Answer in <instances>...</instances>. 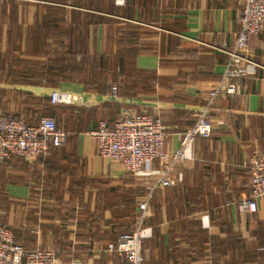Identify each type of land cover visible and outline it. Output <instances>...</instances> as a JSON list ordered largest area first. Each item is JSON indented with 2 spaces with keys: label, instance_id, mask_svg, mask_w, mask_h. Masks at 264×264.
Here are the masks:
<instances>
[{
  "label": "crops",
  "instance_id": "0c3cea01",
  "mask_svg": "<svg viewBox=\"0 0 264 264\" xmlns=\"http://www.w3.org/2000/svg\"><path fill=\"white\" fill-rule=\"evenodd\" d=\"M110 1L116 5V0H88L99 7ZM117 6L101 14L49 0H0V113L22 114L31 125L53 117L71 134L65 145L36 161L0 160V213L7 203L12 229L38 238L62 263L76 256L84 264H125L107 251L108 244L135 229L139 202L162 169L157 158L136 173L126 170L99 154L91 132L100 121L113 125L125 113L159 118L171 163L183 132L225 73L240 31L242 0H126ZM98 14L110 20L97 22ZM52 15L64 22L44 23ZM59 40L79 58L112 52L116 91L109 81L107 87L82 82L86 67L79 60L55 62L64 51ZM245 52L259 66L232 80L236 92L220 95L209 113L211 136L190 144L188 158L169 173L171 185L154 190L143 241L149 263L264 264V198L256 213L238 206L250 191V158L264 149V33L250 36ZM53 91L79 100L52 104ZM80 177L89 179L83 200L104 207L91 231L77 219L44 216L37 207L69 201L70 181ZM35 190L46 195L34 198ZM54 225L69 231L67 252H57Z\"/></svg>",
  "mask_w": 264,
  "mask_h": 264
},
{
  "label": "built area",
  "instance_id": "2783aa9c",
  "mask_svg": "<svg viewBox=\"0 0 264 264\" xmlns=\"http://www.w3.org/2000/svg\"><path fill=\"white\" fill-rule=\"evenodd\" d=\"M116 5L123 6L126 0H116ZM264 33V0H242L240 31L234 47L230 50L229 61L222 78L212 84L208 91L205 108L197 120L183 132L180 148L170 157L165 150L166 132L162 121L144 114L125 113L113 125L103 120L91 132L98 143L99 154L107 159L120 162L126 170L138 172L146 163L160 159L162 169L157 178L145 191L146 197L139 202L140 216L131 233L119 234L114 242L108 244L107 251L126 259L125 264H152L145 260L143 241L148 227L145 218L154 198V190L161 185H171L169 173L175 165L186 160L187 147L198 137L209 138L212 124L209 113L216 99L224 94L236 92L232 81L236 77H247L259 66L246 55L250 36ZM115 91L116 86L112 87ZM78 97L70 93L53 91L52 104H73ZM70 133L57 127L53 117H43L37 124H28L24 115H0V160H10L18 156L29 161H36L49 152L50 146L65 145ZM250 191L238 206L242 212L256 213L258 201L264 198V149L255 150L250 158ZM0 264H84L81 259L73 258L62 263L58 254L51 248L42 246L37 239H17L13 230L0 222ZM221 264V263H209Z\"/></svg>",
  "mask_w": 264,
  "mask_h": 264
},
{
  "label": "trees",
  "instance_id": "16d2710c",
  "mask_svg": "<svg viewBox=\"0 0 264 264\" xmlns=\"http://www.w3.org/2000/svg\"><path fill=\"white\" fill-rule=\"evenodd\" d=\"M48 1V0H47ZM51 2H58V3H63V4H71L77 7H82V8H87L90 9L92 8L93 10H95L96 12H99L101 14L104 13H112L113 10H115L116 5H114V3L112 1L108 2L106 6H102L99 7L97 5V3H89L88 0H49ZM118 7V6H117ZM100 15V14H98ZM105 15H100V16H96V21L97 22H107L110 20V17H103ZM44 23H62L64 22L62 20V18L60 17H56V16H46V18H43ZM123 30L119 29V33H121ZM66 35V32H60V34H58V36H61L62 38ZM121 36V34H120ZM59 44L61 46V48L64 50L65 47V42L64 40H59ZM55 62H66L68 60L71 61H75V60H79L80 62H82L85 67H86V71H85V75L82 79H80L82 82L86 83V84H104L106 87L107 85V81L110 82V86L109 88L111 90H113V86L116 85H112L114 84V82L112 81V79L115 77L113 76L115 74V71H113V67H114V61H115V57L114 54L112 52H108L105 55L102 56H94V57H87V56H81L80 58L77 57L76 55H73L71 52H69L68 50H64L62 51V55L59 57H56L53 59ZM114 73V74H113ZM54 76L57 77V79H64V77L58 75L57 71H54ZM127 80H125L126 82ZM118 84H120V82H118ZM114 91V90H113ZM116 91V90H115ZM1 114H5V113H0ZM8 115V114H6ZM11 116H16V115H11ZM27 121V120H26ZM28 123V122H27ZM29 124V123H28ZM57 127L58 124H57ZM62 146H54L51 145L49 152L52 151L53 149L56 148H60ZM16 159H22L21 157L18 156H13L10 160H5L3 161V163H6L7 165L13 161H15ZM60 174H62V172H60ZM47 178V176L45 177V179ZM56 179V178H55ZM55 179H53V182L55 181ZM64 181V179H62ZM89 181L88 178H84V177H80V178H72L70 181V184L67 188V191L70 193V199L69 201L66 202V205H74L77 207V217L76 219L78 220V222L84 223L86 228L89 229V231L92 230V228L94 227L95 223H97L99 220H102V216H103V212H104V207H102V205L98 203V200L95 202L94 206H92L91 201H84L82 196H83V190L85 189V184ZM33 197L34 198H39L43 195V191H38L35 190L32 192ZM58 198H62L63 195L62 194H57ZM63 201V206L65 207ZM3 204H0V207ZM57 206H59L56 203H41L39 205H37L38 209H40V212L42 215L44 216H48V217H52L54 215L55 210H47V208L50 209H56ZM4 208H5V213L1 214L0 213V222L5 225L8 226V219H9V205L7 203L4 204ZM31 217L34 218V213H30ZM11 229L13 227H10ZM15 237L17 239L19 238H29V237H25L23 234H21L22 232H18V229H12ZM52 230L55 232L56 236V244H57V252L58 253H64L67 252L68 249H70L72 247V243L69 239V237L67 238V235L69 234V231L66 230L65 228H63L60 225H54ZM16 231V232H15ZM133 230L127 232L126 233H131ZM119 235V234H118ZM91 237V236H90ZM67 238V240H65ZM117 238V237H116ZM116 238L114 239V241L116 240ZM19 239V240H21ZM69 239V240H68ZM146 260V258H145ZM147 261V260H146ZM148 262V261H147Z\"/></svg>",
  "mask_w": 264,
  "mask_h": 264
},
{
  "label": "rangeland",
  "instance_id": "374dc122",
  "mask_svg": "<svg viewBox=\"0 0 264 264\" xmlns=\"http://www.w3.org/2000/svg\"><path fill=\"white\" fill-rule=\"evenodd\" d=\"M66 202L67 201L64 202L65 207L63 206V201H60L59 203H57L59 206H57L56 209H54V208L50 209V208H47V207H46V209L47 210H52V211L55 210L54 215H53V217L55 219L58 218V219H60L62 221L69 220L70 222H72V221L76 222L77 207L74 206L73 204L72 205H66ZM9 220H10V218L8 219V225L10 227H12L11 226L12 223L11 222L9 223ZM74 258H78V257L74 256ZM78 259H80V258H78Z\"/></svg>",
  "mask_w": 264,
  "mask_h": 264
}]
</instances>
